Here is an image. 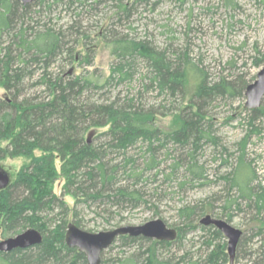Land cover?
I'll return each mask as SVG.
<instances>
[{
    "label": "trees",
    "instance_id": "16d2710c",
    "mask_svg": "<svg viewBox=\"0 0 264 264\" xmlns=\"http://www.w3.org/2000/svg\"><path fill=\"white\" fill-rule=\"evenodd\" d=\"M120 2L118 14L128 16V5ZM87 3L88 0H35L32 4L23 5L18 0H0V86L8 93V98H0V164L7 159L27 160L12 175L9 185L0 190V228L6 237H14L28 229H35L43 236L41 244L32 248L0 253V264H88L83 253L66 243L70 224L82 228L77 208L88 204L139 208L144 202L141 183L155 182L160 176L167 180V166L163 167L167 161L162 162L161 154L167 160V147L171 144L184 151L189 180L203 182L206 177L203 166L197 160V152L202 141L214 142L212 121L206 117V105L214 97H235L249 86L243 84L238 87L224 79L210 85L205 76H201L193 97L184 109L174 115V126L169 129L158 125L155 112L134 107L133 100L127 105L83 101L88 89L102 90L112 82H131L138 59L143 60L148 70V84L144 85L147 91L154 89L161 95L174 97L180 94L184 98L192 66L187 55L169 54L167 49H157L146 42L102 32L97 37L111 48L114 58L110 75L105 80L91 73L75 78L69 75L65 78L49 76L47 72L52 62L64 52L73 62L89 63V57H79L78 60L62 31L47 27L48 22L40 24V21H34L41 11H33V6L40 4L42 10L52 14L57 5L71 9L76 4L88 6ZM99 4L98 0H91L88 7ZM21 20H28V26L12 32L10 44L3 45L4 33L12 30V25ZM32 23L34 26L30 25ZM80 29V26H71L69 31L78 35ZM81 36H77L75 43L87 49L91 46L88 43L90 37ZM258 64L264 65V55H261ZM34 66L42 70L36 84L46 90L48 97L40 102H19L23 81L26 75H33V71L29 70ZM263 114L262 108L251 110L253 117ZM161 116L167 117V114ZM93 129H107L100 134V138L105 137L108 142L87 140V132ZM136 150L137 154L134 153ZM181 158L172 165L171 176L180 168ZM238 168L239 172L232 178H224L240 190L241 199L253 202L260 213L264 210V188L259 193L251 186L254 175L244 162V156L240 157ZM244 169L247 172L242 177L239 173ZM59 181L63 182L60 196L55 192ZM65 196L74 199L72 208L65 201ZM234 203L237 204V201ZM56 210H59L58 217L50 218ZM209 213L212 212L208 209L189 206L179 210L180 218L190 222L189 225L199 214ZM173 229L178 234L176 240H179L184 230L179 227ZM201 229L212 231L213 239L206 243L208 248L213 246L214 240L223 237L214 227ZM257 229V234H261L264 223H259ZM118 240L123 245H150L122 259L101 258V264H171L159 259L157 248L170 246L175 241L159 242L127 236ZM239 245L243 257L249 255L246 247ZM228 256L226 245L219 244L214 246L206 262L228 263ZM253 264H264V250Z\"/></svg>",
    "mask_w": 264,
    "mask_h": 264
},
{
    "label": "rangeland",
    "instance_id": "374dc122",
    "mask_svg": "<svg viewBox=\"0 0 264 264\" xmlns=\"http://www.w3.org/2000/svg\"><path fill=\"white\" fill-rule=\"evenodd\" d=\"M121 1L129 7L128 16L118 14L120 0H98L100 4L93 8L88 7L91 0H88V6L76 4L71 9L65 5H57L52 14L42 10L40 4L33 6V11H41L34 17V21H40V24L48 22L47 27L62 31L65 41L73 47L75 57H89V63H78L73 62L67 52H64L52 62L47 72L49 76L65 78L69 75L75 78L91 73L105 80L110 75L114 58L111 48L97 35L109 32L108 35L111 36L127 37L137 42H146L157 49H167L169 54L187 55L192 66L188 72L186 95L184 98L180 94L171 97L168 94L161 95L154 89L147 91L144 85L148 84V70L143 60L138 59L131 82H112L102 90L88 89L83 95V101L90 104L117 102L127 105L133 100L134 107L155 112L158 125L169 129L174 126V115L184 109L193 97L201 76L204 75L210 85L218 84L224 79L227 83L240 87L254 83L264 67L258 64L261 55H264V0ZM27 22L29 21L15 22L12 30L2 36L3 45L8 46L13 33L21 27H27ZM30 25L34 26V23ZM71 26H80V33L72 34L69 31ZM83 34L90 37L88 43L91 46L87 49L75 43L77 36L83 37ZM39 68L34 66L29 70L33 71V75H26L19 92V102H40L48 97L46 90L36 84L42 76ZM245 92L246 89L235 97H214L206 105V117L212 121L211 135L214 142L202 141L197 152V160L203 166L206 177L203 182L189 180L185 169L187 160L183 156L185 153L171 144L167 147V160L161 154L162 162L167 161V164H163V167L167 166V180L160 176L155 182L150 180L141 183L144 202L139 208L82 205L76 211L82 225L81 230L96 234L121 226H140L162 220L169 228L179 227L184 231L183 236L170 246H158L157 254L161 261L171 264H213L206 262L208 255L219 244L226 245L228 253V239L222 235V238L214 240L213 246L208 248L206 243L213 239L212 231H205L201 228L210 227L200 225L201 219L207 215L199 214L190 225V222L180 218L179 210L183 206L198 207L208 209L212 212L208 215L224 220L243 232L239 244L246 247L249 255L243 257L238 245L235 264H253L264 250V231L257 234L259 223H264V210L259 213L253 202L241 199L240 190L232 187L224 178H232L233 174L239 172V159L244 156V162L254 175L250 181L251 186L255 187V191L263 192L264 114L258 117L251 115V110L245 108ZM0 98H8L7 91L1 86ZM260 108L264 109V100ZM162 114H167V117H162ZM106 130L88 131L86 139L94 143H106L108 139L100 138V134ZM134 153L137 154L138 150ZM178 158H181L182 164L171 176L172 165ZM26 162L25 158L7 159L1 162L0 168L12 178ZM246 172L244 169L239 174L243 177ZM62 187V181L55 185L58 196L62 195ZM64 199L71 208L74 206L73 198L65 196ZM236 201L237 204L234 203ZM58 213L59 210H56L50 218L58 217ZM70 221H73L71 216ZM192 226L195 228H191ZM7 237L3 236L0 228V241ZM149 245H123L118 240L104 252L102 259L129 257L138 249ZM227 260L228 263L224 264H230L229 256Z\"/></svg>",
    "mask_w": 264,
    "mask_h": 264
},
{
    "label": "water",
    "instance_id": "95a60500",
    "mask_svg": "<svg viewBox=\"0 0 264 264\" xmlns=\"http://www.w3.org/2000/svg\"><path fill=\"white\" fill-rule=\"evenodd\" d=\"M23 5L32 4L35 0H18ZM247 101L245 108L248 110L259 109L264 100V67L258 73L257 80L246 88ZM1 167V166H0ZM11 177L0 168V190L6 188ZM204 227H214L228 239V255L233 263L236 250L243 236V232L234 228L224 220L205 216L200 221ZM127 236L130 238L143 237L159 242H174L178 234L175 229L169 228L162 220H154L140 226H121L111 231L100 233L85 232L73 224L68 226L66 243L70 248H77L86 256L88 264H101L102 254L108 250L118 238ZM42 234L35 229H28L14 237H8L0 241V253H10L17 249H29L41 244Z\"/></svg>",
    "mask_w": 264,
    "mask_h": 264
},
{
    "label": "flooded vegetation",
    "instance_id": "af4514ba",
    "mask_svg": "<svg viewBox=\"0 0 264 264\" xmlns=\"http://www.w3.org/2000/svg\"><path fill=\"white\" fill-rule=\"evenodd\" d=\"M76 58L78 59L79 57L77 56ZM238 245H239V244H238ZM237 250H238V246H237ZM237 250H236V257H235L233 263L230 262V264H235L236 258H237V256H238V255H237Z\"/></svg>",
    "mask_w": 264,
    "mask_h": 264
}]
</instances>
